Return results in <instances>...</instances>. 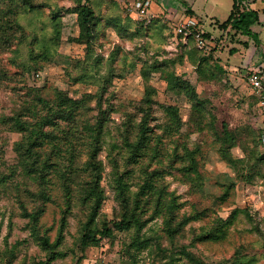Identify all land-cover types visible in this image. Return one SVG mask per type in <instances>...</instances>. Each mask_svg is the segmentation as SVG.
<instances>
[{
	"label": "rangeland",
	"instance_id": "rangeland-1",
	"mask_svg": "<svg viewBox=\"0 0 264 264\" xmlns=\"http://www.w3.org/2000/svg\"><path fill=\"white\" fill-rule=\"evenodd\" d=\"M6 1L16 10L13 18L24 27L25 39L24 42L15 41L12 48L5 45L0 49V264H39L47 253L38 236L46 235L50 242H54L62 227L65 191L57 169L67 168L64 152L70 147L69 143H62L60 153L57 149L52 152L47 147L41 149L39 164L47 158L50 162L60 160L61 163L48 169L45 175L49 180L40 183L24 169L15 150L16 142L22 140V133L10 131L1 123L4 115L21 110L31 100L30 86L42 87L44 95L50 99L56 89L68 91L70 96L78 99L88 92L98 94L105 87L101 97L103 108L114 109L108 115L100 143L102 149L97 156L102 166L100 184L105 198L97 219L88 228L99 229L104 220L120 215L115 182L117 174L128 183L132 192L138 190L146 177H154L158 186L175 200L176 223L195 216L185 220L172 243L164 223L169 216L168 206L162 204L155 212L154 198L151 197V202L144 207V219L153 218L143 232L157 235L161 245L168 249L166 254L153 249H132L128 253L134 229H115L112 237L101 239L97 246L82 244L92 202L81 194L89 179L99 171L89 165L90 127L96 124L99 113L98 98H95L88 103L87 109H79L77 132L74 135L69 133L75 147L73 197L62 239L56 248L59 254L52 264L89 263L91 257L100 255L101 245L106 250L108 263L112 264H197L181 254L180 250L184 248L206 264H264V178L254 174L257 166L264 171V161L252 166L253 177L246 180L240 177L242 164L227 160L247 159L252 157L251 154L257 156L259 153L254 139L260 119L259 109L246 74L264 64V12L261 22L255 26L261 40V46H257L247 36L234 31L224 32L215 25V18L224 21L228 17L232 0H197L198 9L192 8V16L210 34L211 47L216 40L218 43L222 41L221 50L215 57L200 66L195 41L175 38L167 27L174 26L181 16L189 14L186 9L192 6L184 3L193 0H151L155 23L141 28L142 33H135L139 24L131 20L132 16L129 18L123 13L117 0H91L100 20L89 52L84 44L72 39L79 34L77 14L68 10L74 6L72 0H33L42 4L41 8L34 10L23 8L22 0ZM55 13L57 18H53ZM115 23L126 30L118 32ZM57 35L59 39H56ZM54 38L56 43L50 40ZM45 46L48 57L36 56L32 61V53H41ZM155 64L157 69H154ZM36 71L40 74L38 81L33 78ZM171 73L183 77L195 88L197 98L203 103L199 111L194 110L190 95L168 89L165 77ZM80 75L84 76L76 82ZM147 88L156 92V119L151 125L155 126L156 134L165 135L158 143L157 153L149 151L150 154L135 162L129 157L123 134L132 140L136 138L140 121L137 105ZM165 104L178 107L183 119L180 132L173 136L166 133ZM51 110L54 111L55 107L52 106ZM157 124H163V127ZM225 125L233 138L220 142L218 136L223 133ZM61 127L65 128L63 133L71 129L66 122ZM61 142H65L64 137ZM183 143L191 149L199 148L196 160L200 177L196 180L179 170L186 162V157L180 156ZM251 162H255L254 157ZM244 173L248 174L249 170ZM42 191L52 199H35L32 195V192ZM22 203L29 211L43 210L38 235H34L29 218L22 214ZM234 210L237 213L218 239L196 240L200 234L215 231L218 219H227Z\"/></svg>",
	"mask_w": 264,
	"mask_h": 264
},
{
	"label": "trees",
	"instance_id": "trees-1",
	"mask_svg": "<svg viewBox=\"0 0 264 264\" xmlns=\"http://www.w3.org/2000/svg\"><path fill=\"white\" fill-rule=\"evenodd\" d=\"M74 2V6L68 8L72 13L77 14V20L79 25V34L77 37L72 38L73 41L77 43L84 44L88 50H92L93 42L96 38V27L99 23L100 17L96 13L94 6L92 5L91 0H72ZM252 0H233V6L228 18L222 22L217 21V25L219 29L225 31H234V33H238L241 35H245L248 38L252 39L257 46H261V40L259 37L258 31L255 29V26L261 22L260 11L257 9H253L249 6V3ZM122 9L123 13L126 14L129 18L131 16L126 12L124 4L117 0ZM14 3V0L12 1ZM23 8L28 10H34L41 8L42 4H36L33 0H22ZM16 10L11 6L10 2L6 0H0V49L7 45L12 48L14 42H24L25 39V31L24 27L17 23L13 16H15ZM191 14V12H189ZM58 14L55 13L53 18H57ZM135 23L139 24L137 26V30L135 33H142L141 28L150 27L154 21L150 24H144L138 21L136 18H131ZM118 27V32L124 29L122 25L119 23H115ZM170 27V33H173L175 38L183 39L181 34L174 33V26ZM60 30L58 29V35ZM121 33V32H120ZM56 36V39H59V36ZM204 36L210 38V34L205 30ZM50 39L52 42L56 43V40ZM189 40H194L192 37ZM194 42V41H193ZM221 42L218 43L215 41V45L212 46L208 50L201 49L197 47L194 43V47L196 48L198 55L197 60L198 64L202 66L205 62L213 59L215 57L218 50H221ZM48 50L45 46L44 50L39 54L32 53L31 59L32 61L36 60V56H42L46 58L48 57ZM113 56V55H112ZM114 58V56H113ZM156 63V62H155ZM36 65V63L34 64ZM157 64L154 65V69H157ZM37 70V69H35ZM261 70L264 74V64L261 67ZM38 71V70H37ZM33 72L34 80L40 79L39 72ZM7 75V74H6ZM84 75H80L75 79L78 82L82 79ZM92 78V75H89ZM143 77H146L143 75ZM86 78V76H85ZM106 81H109V78H106ZM165 81L167 82L168 89L172 90L176 93H186L190 95V97L194 100V110L199 111L203 106V103L197 98L195 88L190 84V82L183 79V77L175 75L171 73L169 76L165 77ZM29 95H31V100L21 109L16 111L11 115H4L1 123L8 130L17 131L22 133V140L16 142L15 150L20 156L21 164L24 169L31 175L33 174L34 178L37 182L45 183L49 180L46 177V173L48 169L54 167V164L60 165V160H56L55 162H50V159L47 158L43 160L42 164H39L41 161V149L47 147L50 152L54 150H58L60 153L62 143H69L70 147L65 149L64 154L65 159L68 161L66 169H57L58 177L61 180V186L63 187L65 194V208L63 209V214L61 218V229L60 235L56 241L50 242L49 237L46 235H39L38 241L41 243V246L47 253V257L44 261H41L39 264H52V262L56 259L59 251L56 249L60 244L62 239V232L65 228V224L67 223V216L71 210L72 203V184H73V176L76 172L75 169V147L72 145V139H69V133L74 135L77 132L78 126L76 124L77 119L80 117L81 112L79 109L85 110L88 108V103L95 98H98L97 103L99 106V113L97 116V122L95 125H92L91 129V142H90V157H89V165L93 166L95 170H99L98 173L93 175L89 181L88 185L82 190V197L85 199H90L92 202V206L89 210L87 216V222L85 230L82 234V244L84 246L94 245L97 246L101 243V239L106 237H112L114 235L115 229L118 230H130L134 229L135 234L132 238V241L128 247V253L133 249L138 251H150L151 249L157 251L158 253H168V249L161 245V241L159 237L147 235L143 232L145 225L153 218L144 219L145 213V205L151 202V197H153V201L155 203V212L160 210L161 205H167L169 216L165 219V230L169 236V238L173 240L175 235L182 230L183 225L187 220L195 218V216L185 217L180 219L177 223L175 222V213L173 211V205L175 204L174 198L172 196H168V193H165L163 189H161L154 177H146L145 180L139 184V188L136 192H132L129 190L128 183L121 178L120 175L117 174L115 182L117 184L116 188L118 191L117 198L120 204V215L116 218H113L109 221L104 220L103 225L99 229H90L88 228L89 224L97 219V216L100 213L102 204L104 202L105 194L104 189L101 187V162L97 160V156L102 149L100 147V143L102 142V138L105 132V124L108 119V115L114 110L112 107L110 109L103 108V103L101 97L105 93V87L98 94H93L92 92L85 93L82 98L75 99L70 96L68 91H63L61 89H56L54 91L53 98H48L43 93V88L38 86H30ZM254 94V93H253ZM156 92L147 88L144 92V96L142 100L137 105V109L140 113V121L138 123V128L136 130V138L132 140L127 134H123L124 143L129 148V157L133 158L135 162L139 161V158L150 154V152L157 153L159 151L158 143L162 142V138L165 134H156L154 132V125H151V122L155 120L154 112H155V99ZM254 100L256 105L258 104V96L254 94ZM73 104H76L73 106ZM52 106L55 107V110L52 111ZM258 107V105H257ZM164 113L167 117L166 126L169 136L176 135L180 132V129L183 125V119L180 117L179 109L175 105H163ZM194 112V111H193ZM197 114V112L195 113ZM260 119L258 120L257 127L255 131L257 134L254 139L256 140L257 146L259 148V153L257 156L253 153L250 156L254 157L255 162L252 163L249 158H241V159H233L227 158L230 163L233 164H242V170L240 171V177L246 180H249L253 177L251 171L253 170L252 166H257V162L264 161V142L262 141V135L264 133V115H262L259 111ZM63 122H66V125L70 126L71 129H66V133H63L65 128L61 127ZM224 125V124H223ZM160 128L163 127V124H157ZM201 126V125H199ZM129 129H126V133ZM164 132V133H165ZM231 132L225 128L223 133L218 136L220 142H227L233 136H231ZM65 138V142H61L62 138ZM154 141L155 144L152 142ZM178 142V141H177ZM183 145V153L180 154L181 157H186V162L179 168L180 171H183V175L194 176L193 179H198L200 177L198 171V161L196 160V153L199 148L191 149L187 144ZM147 151V152H146ZM49 152V153H50ZM177 155L178 152L176 151ZM51 154V153H50ZM146 155V156H147ZM174 159H172L173 161ZM52 166H50V165ZM249 170L248 174L244 173V170ZM260 174L262 178H264V171H260V168L257 166L255 168L254 174ZM6 177L3 178L5 181ZM75 183V182H74ZM32 195L35 199H52L46 191H42L40 193L32 192ZM21 212L24 216L29 218L31 225L33 226L34 235H38L39 231V222L40 217L42 215V209L37 208L33 211H29L26 205L23 203L20 205ZM237 213L236 210L232 212V214L227 218H219L217 221L218 228L215 231H208L207 233L200 234L196 240L202 239H218L220 235H223L224 229H227V226L232 222L234 215ZM186 220V221H185ZM101 252L100 255L96 256L101 258L104 256L105 249L100 246ZM188 249V248H187ZM186 248L180 250L181 254H185L189 257L190 260L194 261L197 264H206L201 258H199L195 253L187 250ZM92 258V257H91ZM174 257H171V261H173ZM38 264V263H37ZM84 264V263H83ZM107 264H112L108 263ZM118 264V263H117ZM120 264V263H119ZM135 264V263H134Z\"/></svg>",
	"mask_w": 264,
	"mask_h": 264
},
{
	"label": "built area",
	"instance_id": "built-area-1",
	"mask_svg": "<svg viewBox=\"0 0 264 264\" xmlns=\"http://www.w3.org/2000/svg\"><path fill=\"white\" fill-rule=\"evenodd\" d=\"M124 4L126 12L144 24L152 23L154 14L151 11V0H118ZM174 33L181 34L183 40L187 41L192 37L197 47L208 50L211 48V39L204 36L205 30L192 15H183L174 23ZM247 82L254 94L258 96V109L264 115V74L260 68H252L246 74ZM264 142V133L262 135ZM86 264H107L106 256L101 258L92 257ZM85 264V263H84Z\"/></svg>",
	"mask_w": 264,
	"mask_h": 264
},
{
	"label": "crops",
	"instance_id": "crops-1",
	"mask_svg": "<svg viewBox=\"0 0 264 264\" xmlns=\"http://www.w3.org/2000/svg\"><path fill=\"white\" fill-rule=\"evenodd\" d=\"M171 2V1H170ZM166 4V2H164L163 1V4ZM258 3H259V5H258ZM172 4H174V2L172 3ZM186 6H192L191 8L190 7H188L189 8V10L188 9H186L187 10V12H191V14H189V15H192L193 14V9L192 8H194V9H198L197 8V0H193V2H191V1H185V3H184ZM232 6H233V0H232V5H231V9H232ZM249 6L250 7H253V8H256L257 10H259L260 11V17H261V20H262V13L264 12V0H252L250 3H249ZM231 9H230V12H231ZM206 10V9H205ZM230 12H229V14H230ZM205 14H206V16L208 17L209 15L206 13V11L204 12ZM229 16V15H228ZM134 18V17H133ZM212 18H214V17H212ZM228 18V17H227ZM226 18V19H227ZM225 19V20H226ZM217 21H219V22H222V21H220V20H218V18H215V20H214V23H215V25L218 27V25H217ZM201 23V22H200ZM202 24V23H201Z\"/></svg>",
	"mask_w": 264,
	"mask_h": 264
}]
</instances>
